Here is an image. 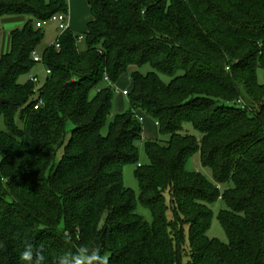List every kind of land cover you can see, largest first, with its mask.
<instances>
[{"label":"trees","instance_id":"trees-1","mask_svg":"<svg viewBox=\"0 0 264 264\" xmlns=\"http://www.w3.org/2000/svg\"><path fill=\"white\" fill-rule=\"evenodd\" d=\"M86 1L87 51L69 30L59 50L55 42L42 52L51 74L35 110L37 86L20 78L38 65L37 23L69 7L0 0V18H30L0 58V264H21L25 243L47 264L81 246L107 264H264V0ZM131 68L132 109L105 135L113 85ZM138 111L168 138L146 145L139 197L123 181L139 160ZM187 124L199 136L184 133ZM197 154L213 180L187 170ZM214 207L228 244L207 236Z\"/></svg>","mask_w":264,"mask_h":264},{"label":"rangeland","instance_id":"rangeland-1","mask_svg":"<svg viewBox=\"0 0 264 264\" xmlns=\"http://www.w3.org/2000/svg\"><path fill=\"white\" fill-rule=\"evenodd\" d=\"M68 7L70 8V19L73 21L75 25L72 27V32L78 36H82V39L78 41V49L80 52L87 51V43H86V33L88 30V24L92 20L91 9L86 0H66ZM73 2V5H72ZM81 4L83 6H81ZM30 18L24 15H9L0 18V29L2 33L0 35V58L10 49V34L15 29L23 28L28 22ZM41 30L44 33V39L40 46L38 47V53L42 54V52L52 46L58 36L60 35V30L58 29V24L54 21H46L43 24ZM135 70V68H131L122 78L113 85L114 90V98H113V107L112 111L109 114L106 124L103 128V134H108L110 126L116 120V118L120 115L127 114L131 111L132 107L130 104V100L128 96L123 94L124 91L130 92L132 89V79L131 74ZM151 71L149 66H145L142 68V72L144 74ZM37 75L42 81L45 79L46 73L43 65L38 64L33 72L27 76L20 78L21 83H25L30 79V76ZM258 82L259 84H264V71L262 69H258L257 71ZM165 83L169 82V79L162 77ZM137 117L140 119V123L142 126L143 134L142 140L138 144L139 149V160L135 164H127L123 169V181L126 188L132 190L137 197L140 196V185L136 178V170L141 167H146L149 165L150 161L146 152V145L149 142H161L165 143L168 141V138L161 134L159 127L156 124V121L149 116L148 114L138 111ZM73 125L71 122L66 123V129L68 135L71 136L73 132ZM0 131L6 132V124L3 117L0 116ZM184 133H188L190 135L199 136L198 132L193 128L192 125H185ZM188 171H198L205 175L208 179L213 180L212 172L204 168L200 163L199 154L195 155L188 163H187ZM137 213L143 217V219L152 223V213L145 206L140 203L137 204ZM207 236L212 240H217L221 243L228 244V236L222 227L219 218H218V209L217 207L213 208V220L212 224L207 232ZM188 230H187V239H186V249L189 248V240H188Z\"/></svg>","mask_w":264,"mask_h":264},{"label":"clouds","instance_id":"clouds-1","mask_svg":"<svg viewBox=\"0 0 264 264\" xmlns=\"http://www.w3.org/2000/svg\"><path fill=\"white\" fill-rule=\"evenodd\" d=\"M21 264H47L48 257L32 243H25L19 254ZM53 264H107V258L100 256L94 249L81 246L77 251L67 248L57 255Z\"/></svg>","mask_w":264,"mask_h":264},{"label":"built area","instance_id":"built-area-1","mask_svg":"<svg viewBox=\"0 0 264 264\" xmlns=\"http://www.w3.org/2000/svg\"><path fill=\"white\" fill-rule=\"evenodd\" d=\"M48 21H54V22H56L58 24V29L60 30V35L56 39V42H57L56 43V48L59 50L60 49V43L58 41H59L60 37L65 32L70 30V27H69V14H64V13L56 14V15L52 16ZM44 23H46V21L38 22L37 23V28L41 29L43 27ZM81 39H82V37L80 38V40ZM33 57H34V61L37 64L43 65V58H42L41 54L36 52V53H34ZM44 69H45V73H46L45 78H47L48 76H50L51 71L46 69V68H44ZM29 80L31 82H33L37 86L36 91H35V99H37V103L35 104L34 108H35V110H38L43 105L42 100L39 99V93H38V89L41 87V83H43V81L37 75L30 76ZM106 81L108 82V79H106ZM123 94L125 96H128V92L127 91H124Z\"/></svg>","mask_w":264,"mask_h":264},{"label":"crops","instance_id":"crops-1","mask_svg":"<svg viewBox=\"0 0 264 264\" xmlns=\"http://www.w3.org/2000/svg\"><path fill=\"white\" fill-rule=\"evenodd\" d=\"M72 5H73V2H72ZM81 6H83V5L81 4ZM90 21H91V20H90ZM73 25H75V27L77 26V25L74 24L73 21L70 19V8H69V27H70V30H72ZM9 50H10V49H8V51H7L6 53H8ZM6 53H5V54H6Z\"/></svg>","mask_w":264,"mask_h":264}]
</instances>
